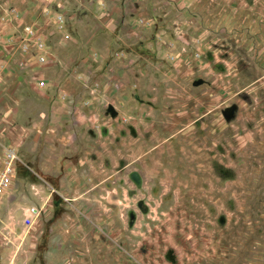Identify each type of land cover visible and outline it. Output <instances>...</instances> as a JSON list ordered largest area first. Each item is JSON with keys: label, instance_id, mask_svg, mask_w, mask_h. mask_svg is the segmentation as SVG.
Listing matches in <instances>:
<instances>
[{"label": "rangeland", "instance_id": "obj_1", "mask_svg": "<svg viewBox=\"0 0 264 264\" xmlns=\"http://www.w3.org/2000/svg\"><path fill=\"white\" fill-rule=\"evenodd\" d=\"M8 150L0 264H264V0H0Z\"/></svg>", "mask_w": 264, "mask_h": 264}, {"label": "built area", "instance_id": "obj_2", "mask_svg": "<svg viewBox=\"0 0 264 264\" xmlns=\"http://www.w3.org/2000/svg\"><path fill=\"white\" fill-rule=\"evenodd\" d=\"M33 34V31H30ZM42 48L43 45L40 44ZM44 83H42V86ZM17 162L16 153L13 150H8L5 153L3 168L0 171V195L6 194L11 188L13 182V176L15 172V165Z\"/></svg>", "mask_w": 264, "mask_h": 264}]
</instances>
